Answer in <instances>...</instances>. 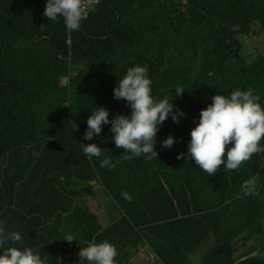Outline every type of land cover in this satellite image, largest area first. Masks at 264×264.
<instances>
[{"label":"trees","instance_id":"16d2710c","mask_svg":"<svg viewBox=\"0 0 264 264\" xmlns=\"http://www.w3.org/2000/svg\"><path fill=\"white\" fill-rule=\"evenodd\" d=\"M46 3L0 0V228L22 236L4 247L31 248L46 264H88L78 253L93 238L116 247L115 264L146 245L154 264H197L191 255L212 240L202 264L264 253V152L237 170L222 165L213 177L187 155L215 95L251 89L264 107V55L252 31L264 30V0H104L72 33L71 46L63 18L44 16ZM136 65L148 68L153 96H167L185 115L159 126L158 157L125 160L111 124L92 140L84 133L96 108L107 109L109 120L131 115L114 89ZM71 72L78 75L69 92L59 83ZM75 90L83 102L65 106ZM170 135L176 142L163 147ZM81 144H96L103 155L89 158ZM105 158L115 166L101 167ZM252 176L258 194L245 195L241 186ZM92 181L115 204L105 207L107 225L88 206L98 192L82 190ZM67 234L76 241L63 240Z\"/></svg>","mask_w":264,"mask_h":264},{"label":"clouds","instance_id":"9594fccd","mask_svg":"<svg viewBox=\"0 0 264 264\" xmlns=\"http://www.w3.org/2000/svg\"><path fill=\"white\" fill-rule=\"evenodd\" d=\"M95 7H91L87 16L84 17L83 0H47L44 16L54 22H58L60 17L63 18L68 31L67 43L71 46L72 33L79 31L82 22L88 19ZM252 31L255 37L263 34L260 28ZM130 59L134 60V58ZM77 75L78 73L71 72L70 76L63 77L59 83L60 86L71 92V79ZM151 84L146 66L136 65L129 68L126 75L118 80V86L114 89V98L118 101H127L131 115L118 114L114 119L109 120L107 109L96 108L87 120L88 128L84 133V139L92 140L94 136L102 132L103 125L111 124L110 130L114 134V143L118 149H123V159L131 160L141 155L148 159L158 157L155 144L159 126L169 116L174 122L179 123L180 117L185 114L179 109L174 111L173 100L170 101L167 96L163 99L153 96ZM184 92L182 87L175 89L176 96ZM83 98L84 95L75 90L64 104L65 106L77 104V102H83ZM260 99L251 89L246 91L236 89L230 95L218 94L212 97V104L201 111L199 123L190 133L188 157L194 160L200 169L213 177L222 165L226 171L237 170L245 161L251 160L253 154L264 152V107L259 103ZM175 142L170 135L163 141L162 146L171 148ZM81 146L83 153L89 158H99L103 155L104 150L96 144H81ZM183 157L184 154L181 153L178 159ZM100 166L112 168L115 165L105 158L101 160ZM258 179V176H252L242 184L241 188L245 195L258 194L256 191ZM93 182L98 185L95 181ZM86 188L94 190L90 186L83 189ZM121 196L129 202L132 201L131 194L126 190H122ZM63 240L69 243L76 241L71 234H67ZM9 241L13 244L21 242V233L18 231L6 233L3 228H0V249H3L0 264H46L41 255L31 248L25 247L23 250L16 246L5 248L4 245ZM208 245L209 249L205 246L201 247L191 257L199 255L201 258L203 253L212 249L213 240ZM117 255L114 245L106 240L96 243L95 238L88 246L81 247L78 253L80 261H87L88 264H115ZM257 257L264 258V253L259 248L237 261V264H244V261ZM193 260L196 262L195 259ZM198 264H202V261Z\"/></svg>","mask_w":264,"mask_h":264},{"label":"rangeland","instance_id":"374dc122","mask_svg":"<svg viewBox=\"0 0 264 264\" xmlns=\"http://www.w3.org/2000/svg\"><path fill=\"white\" fill-rule=\"evenodd\" d=\"M262 31H263V34H264V30H262ZM263 34H261L260 37H259V35L256 36V42L255 43H258V40H260L261 46L259 45L260 46L259 50L264 55V35ZM245 46H251V45L245 43L244 47ZM255 49H256V47H252L251 52H257ZM90 184L93 186V189L95 190V192H98L97 194L94 195L98 200H92L91 196H89V198H88V201H89L88 206L90 207V209L95 214H97L102 219L101 222L103 224L107 225L106 221L110 223L111 218H109L107 216V213L105 211V207L106 208L108 207L109 209L113 210V209H116L115 204L110 200V198H108L105 195L101 194L100 190L102 189V186L96 185L93 181L90 182ZM113 216H114V214H113ZM116 216H117V214H116ZM205 248L209 249L210 246L207 244L205 246ZM154 259H155L154 258V254L149 251V249H148V247L146 245V246H144V247H142L140 249L139 253H137L136 256L131 259V261H129V262L125 263V264H154ZM194 259L196 260L197 264L201 262V258L199 257V255H195Z\"/></svg>","mask_w":264,"mask_h":264},{"label":"built area","instance_id":"2783aa9c","mask_svg":"<svg viewBox=\"0 0 264 264\" xmlns=\"http://www.w3.org/2000/svg\"><path fill=\"white\" fill-rule=\"evenodd\" d=\"M102 2L103 0H83L84 17L87 16L91 7L99 6Z\"/></svg>","mask_w":264,"mask_h":264},{"label":"water","instance_id":"95a60500","mask_svg":"<svg viewBox=\"0 0 264 264\" xmlns=\"http://www.w3.org/2000/svg\"><path fill=\"white\" fill-rule=\"evenodd\" d=\"M82 190H83V191H88V190H91V189H90V188H88V189L86 188V189H82Z\"/></svg>","mask_w":264,"mask_h":264}]
</instances>
